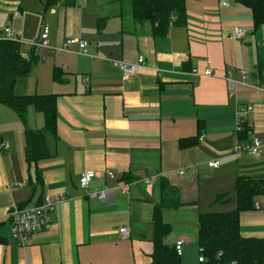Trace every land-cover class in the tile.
Instances as JSON below:
<instances>
[{
    "label": "crops",
    "instance_id": "obj_1",
    "mask_svg": "<svg viewBox=\"0 0 264 264\" xmlns=\"http://www.w3.org/2000/svg\"><path fill=\"white\" fill-rule=\"evenodd\" d=\"M220 1L187 0L186 23L165 36H155L149 23H134L131 0H76L74 7L63 1L44 10L49 48L36 49L37 63L15 90L57 97V133L45 136L47 157L29 162L26 132L42 131L44 114L29 107L23 123L0 105V264H148L161 179L177 189L182 205L163 215L174 225L167 243H184L182 260L185 248H199L200 214L237 209L238 178L264 184V154L233 155L237 145L264 138L258 77L264 24L256 28L252 12L234 0L227 8ZM15 15L25 19L21 5ZM237 28L244 32L241 42L233 38ZM67 39L87 42V55L65 49ZM39 40H26L21 52ZM139 57L145 66L126 80L112 64ZM56 68L64 71L62 83L53 80ZM207 69L213 76L192 75ZM238 106L254 110L239 133ZM182 141L192 145L181 147ZM211 162L218 168H209ZM88 171L95 173L88 192L108 189L107 200L79 188ZM130 183V192L122 193L119 186ZM45 196L56 201L51 226L20 247L9 211L34 208ZM123 227L130 229L128 240L119 235ZM240 232L264 240V194L241 214Z\"/></svg>",
    "mask_w": 264,
    "mask_h": 264
},
{
    "label": "trees",
    "instance_id": "obj_2",
    "mask_svg": "<svg viewBox=\"0 0 264 264\" xmlns=\"http://www.w3.org/2000/svg\"><path fill=\"white\" fill-rule=\"evenodd\" d=\"M68 7L76 6V0H45L44 10L48 11L61 2ZM187 0H131V15L134 23H149L155 36H165L173 27L186 23ZM238 5L249 9L253 14L256 28L264 24V0H234ZM36 48L25 58L20 42L0 40V105L13 110L26 123L29 107L35 108L45 116V128L39 132L27 130L29 162H39L47 157L45 136L57 133V109L55 95L16 94V83L29 75L37 63ZM64 71L56 68L53 80L62 83ZM264 76V51L259 55L258 77ZM192 145L182 141L181 147ZM238 207L226 213L200 214L198 223L199 254L206 259L205 264H264V240L243 238L240 232L241 214L254 206V199L264 194V184L247 178L236 182ZM161 203L153 214V254L148 264H182L181 256L175 247L167 243L172 226L164 221V213L182 207L178 191L166 179H161ZM41 204V203H40Z\"/></svg>",
    "mask_w": 264,
    "mask_h": 264
},
{
    "label": "built area",
    "instance_id": "obj_3",
    "mask_svg": "<svg viewBox=\"0 0 264 264\" xmlns=\"http://www.w3.org/2000/svg\"><path fill=\"white\" fill-rule=\"evenodd\" d=\"M231 0H221V7L227 8L230 6ZM19 17V14L15 15ZM49 27L44 26L38 43L31 45V48L48 49L49 48ZM5 41L20 42L21 33L16 31L12 26L7 27L3 30ZM244 37V32L241 29H235L233 38L239 42L242 41ZM72 47L78 48V53L81 55H87L88 43L81 39H67L64 42L65 49H71ZM25 58H29V54H24ZM114 67L119 69L122 73L124 80L138 75L141 69L145 66V58L139 57L138 61L134 64H127L121 61H112ZM192 75L195 77H211L213 72L210 69L205 70L203 73L198 70H193ZM243 79H247L245 72L241 71ZM264 83V76L262 81ZM229 86L233 91L235 87V82L229 79ZM254 110L252 106H238L237 107V132H241L245 125L248 124V119L253 114ZM247 153L252 157H257L264 154V138L255 137L246 147H241L237 145L233 151V155L240 156L242 153ZM219 166L218 162H211L208 164L209 168L217 169ZM95 178V173L93 171H88L81 175L79 178V188L84 191H89L92 181ZM150 180L145 181V185H149ZM135 184H121L119 189L122 193L128 194L131 188ZM109 190L88 192L90 198L99 199L105 201L108 199ZM56 201L50 197L45 196L38 206L31 209H24L14 206L8 214L9 219L12 221V236L14 241L20 246L25 247L28 239L38 233L47 231L51 226V216L54 211ZM119 235L121 239L128 240L130 238L131 232L127 227H123L119 230ZM184 243L182 241L178 242L175 246L176 252L179 256L182 255V248ZM200 264H205L206 259L203 256L199 258Z\"/></svg>",
    "mask_w": 264,
    "mask_h": 264
},
{
    "label": "rangeland",
    "instance_id": "obj_4",
    "mask_svg": "<svg viewBox=\"0 0 264 264\" xmlns=\"http://www.w3.org/2000/svg\"><path fill=\"white\" fill-rule=\"evenodd\" d=\"M44 1L45 0H0V40H5L3 30L10 26L21 31L22 39L20 43L22 50L25 47L24 44L26 40L40 38L41 29L46 26L47 22L42 4ZM123 1L127 3L130 0ZM18 5L22 6L25 19L22 17L17 21V19H13V16L15 15V10L18 9ZM199 252V248H185L182 260H185L188 264H200Z\"/></svg>",
    "mask_w": 264,
    "mask_h": 264
}]
</instances>
